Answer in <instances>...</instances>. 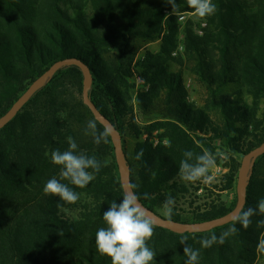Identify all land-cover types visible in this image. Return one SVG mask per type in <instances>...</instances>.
<instances>
[{
  "label": "trees",
  "instance_id": "obj_1",
  "mask_svg": "<svg viewBox=\"0 0 264 264\" xmlns=\"http://www.w3.org/2000/svg\"><path fill=\"white\" fill-rule=\"evenodd\" d=\"M213 3L214 14L179 20L194 12L187 0H176V14L165 0H0V117L54 62L77 58L93 78L90 100L120 133L141 203L159 215L171 195V220L183 223L227 214L236 200L227 204L222 193L264 141V0ZM187 76L203 89L200 101L190 99ZM82 81L77 66L62 67L0 129V264H111L95 235L124 192L110 135L97 145L85 134L90 120L98 132L105 127L83 103ZM69 137L77 153L102 165L84 188L62 179L51 161L52 151L68 150ZM185 151L215 156L220 172L210 170L211 183L180 179ZM54 177L79 194L76 203L44 193ZM262 198L264 154L252 164L241 212ZM262 221L257 213L247 228L235 219L192 233L155 225L152 264H185L184 237L199 250L198 264H264ZM233 226L223 244L201 247L202 238Z\"/></svg>",
  "mask_w": 264,
  "mask_h": 264
},
{
  "label": "clouds",
  "instance_id": "obj_2",
  "mask_svg": "<svg viewBox=\"0 0 264 264\" xmlns=\"http://www.w3.org/2000/svg\"><path fill=\"white\" fill-rule=\"evenodd\" d=\"M172 7V14L178 12L176 0H165ZM188 7L194 11L197 18L204 19L216 11L213 0H187ZM111 130L105 128L102 132L97 131L95 120L87 123L85 134L93 137L95 144L107 142ZM69 148L66 151L54 150L51 153L53 164L61 167V178L69 181L72 185L84 188L94 177V173L101 170V163L95 156L88 157L83 153H77V143L71 137L68 138ZM143 151L137 154L136 159H140ZM184 159L180 162L179 177L182 181L211 183L213 177L209 175L212 168L216 166L215 156L208 151L202 155L194 157L192 151L183 153ZM195 162H191V161ZM91 169L92 171H89ZM43 191L46 195L57 196L64 203H76L79 194L73 191L68 184L62 183L54 178L49 179ZM144 198L148 199L147 193ZM175 198L169 195L163 204L164 215L171 219ZM59 206V205H58ZM264 215V198L257 203V208H248L236 216L237 222L247 228L251 224V217L255 214ZM105 227H100L95 235V245L98 253L107 256L111 264H152L155 261L156 253L148 246V241L152 238L155 224L148 212L140 203V196L131 188L125 190L119 203L113 201L109 208L103 212ZM264 223V221H262ZM235 226L222 232L219 237L212 234L204 237L199 242L202 248H210L214 244H223L225 240L235 233ZM187 237L182 238L181 244L183 254L187 257L185 264H198L199 250L193 249L186 243Z\"/></svg>",
  "mask_w": 264,
  "mask_h": 264
},
{
  "label": "water",
  "instance_id": "obj_3",
  "mask_svg": "<svg viewBox=\"0 0 264 264\" xmlns=\"http://www.w3.org/2000/svg\"><path fill=\"white\" fill-rule=\"evenodd\" d=\"M75 65L77 66L83 75L82 81V100L83 103L90 109L93 116L97 121H99L105 128L111 130L110 138L114 146L115 160L118 165V171L120 174V182L123 189L128 190L131 187L129 168L126 162V158L122 149L121 136L115 126L106 118L99 110L95 107L93 102L89 97V88L92 84L93 78L88 66L77 58H65L54 62L49 66L41 75L32 81V83L27 87V89L19 96L16 101L12 104L9 110L0 117V129L5 126L22 108V106L43 86V84L52 77L59 69L64 66ZM264 154V141L257 147L251 149L246 153L242 160L241 165L238 170L237 183H236V196L237 201L235 207L228 212L227 214L218 217L214 220L204 222V223H183L174 220H169L167 218H162L155 215L147 207H145L141 201L142 207L148 212L151 218L154 221V224L160 227H164L176 233L184 232H203L209 229L224 225L236 219V216L240 214L241 210L244 207L246 201V187L247 181L251 174L252 164L255 159ZM249 168L248 175L246 174L247 169ZM133 190V189H132Z\"/></svg>",
  "mask_w": 264,
  "mask_h": 264
},
{
  "label": "rangeland",
  "instance_id": "obj_4",
  "mask_svg": "<svg viewBox=\"0 0 264 264\" xmlns=\"http://www.w3.org/2000/svg\"><path fill=\"white\" fill-rule=\"evenodd\" d=\"M184 15H185V18L191 16L195 20H198L199 19V18H197L195 16L194 12H189V13L184 14ZM202 22H204V21H201L199 27H197V29H196V32L198 34H201L202 33V31L199 32V30H201V28L204 27V26L201 25ZM158 47H159V42L158 41H155L153 43H150L149 46H148V48L151 51H154V52L158 50ZM186 78H187L186 79V84H187L188 89H189L190 99L200 101L201 98H202V96H203V89L198 86V84L195 82V80L192 77L190 78V77L187 76ZM213 171L214 172H220V168L217 167V166H215L213 168ZM248 173H249V168L247 169L246 174L248 175ZM236 183H237V181H236ZM222 199L227 204H230V203H232L235 200L237 201L236 185H235V187L233 189H231V190H229L227 192L222 193ZM157 216L162 217V218H165L163 209L159 210V215H157Z\"/></svg>",
  "mask_w": 264,
  "mask_h": 264
},
{
  "label": "built area",
  "instance_id": "obj_5",
  "mask_svg": "<svg viewBox=\"0 0 264 264\" xmlns=\"http://www.w3.org/2000/svg\"><path fill=\"white\" fill-rule=\"evenodd\" d=\"M184 18H185V15L182 14V15L179 17V20H183ZM205 24H206L205 22H202V23H201L202 26H205ZM199 32H201V30H199Z\"/></svg>",
  "mask_w": 264,
  "mask_h": 264
}]
</instances>
